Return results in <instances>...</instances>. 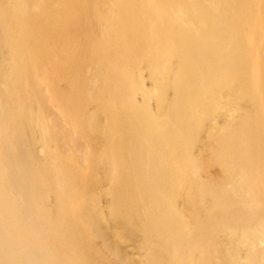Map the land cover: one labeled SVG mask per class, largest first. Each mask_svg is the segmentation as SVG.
<instances>
[{"label":"bare ground","instance_id":"1","mask_svg":"<svg viewBox=\"0 0 264 264\" xmlns=\"http://www.w3.org/2000/svg\"><path fill=\"white\" fill-rule=\"evenodd\" d=\"M0 264H264V0H0Z\"/></svg>","mask_w":264,"mask_h":264}]
</instances>
